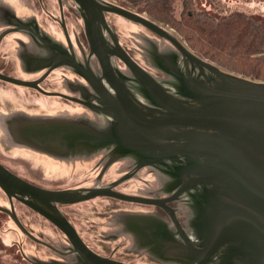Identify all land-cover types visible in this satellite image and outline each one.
Segmentation results:
<instances>
[{
  "label": "water",
  "instance_id": "1",
  "mask_svg": "<svg viewBox=\"0 0 264 264\" xmlns=\"http://www.w3.org/2000/svg\"><path fill=\"white\" fill-rule=\"evenodd\" d=\"M74 1L86 21L91 55L97 57L103 78L115 95L71 58L67 64L100 95L101 105L41 88L44 78L64 62L50 67L38 80H22L1 72L0 79L96 108L108 117V125L100 127L88 118L78 122L45 120L23 126L22 119L15 125L14 135L34 149L54 156L71 155L79 150L86 154L110 150L113 158L139 159V166L172 161L176 168L168 174L174 175L178 184L173 195L162 199L125 194L110 187L48 190L20 178L0 163V188L9 197L10 213L18 227L39 242L19 220L14 199L57 226L73 246L71 252L77 255L73 263L56 259H36L35 263L132 264L92 250L58 207L108 196L166 210L176 232L167 220L156 216L126 213L119 219L124 233L131 235L138 245L136 249L164 264H264V81L221 70L194 54L167 29L133 10L99 0ZM106 12L141 24L168 40L182 55L184 66L171 64L169 70L163 66L167 57L156 58L160 64L156 65L171 75L168 80L158 81L120 45L106 21ZM63 26L71 45L64 22ZM102 28L110 34L113 46L107 45ZM11 30L0 35V44ZM111 57L124 62L141 84L148 101L140 100L122 82ZM127 178L124 176L118 183ZM184 195L191 196L194 202L189 218L193 228L190 233L167 204ZM190 205L188 202L189 208Z\"/></svg>",
  "mask_w": 264,
  "mask_h": 264
},
{
  "label": "rangeland",
  "instance_id": "2",
  "mask_svg": "<svg viewBox=\"0 0 264 264\" xmlns=\"http://www.w3.org/2000/svg\"><path fill=\"white\" fill-rule=\"evenodd\" d=\"M108 2L119 5L112 0H108ZM11 3L14 4L17 8L14 9ZM194 6L197 9L210 12L217 17L229 16L234 13H245L247 15L262 18L264 20V0H194ZM127 9L136 12L135 8L129 7ZM141 14L148 18L145 13ZM60 16L61 15L59 13L58 0H0V32L6 27L11 28L16 25L15 23H13L12 18H15L19 25L22 24L21 22L29 23V19H32V21L34 22L33 26L42 29L46 35H53L54 37L60 38L62 35V32L60 31ZM113 20L116 21V27L120 29L123 39H127L131 45H133L134 47H136V45L148 46L145 43V39L143 40L142 36L145 35V32H147L148 34L151 33L145 27L123 17H119L118 19L113 18ZM165 29L176 36L193 53L196 52L191 48L185 38L174 31L173 28L167 27ZM23 35L26 36L29 34H27L25 31L18 30L10 32L9 35L2 41L3 44L1 45V56L7 58L14 56L16 57V47H19L16 38H23ZM41 38L43 40V37ZM151 38L153 39V43L155 44L154 46L156 47V49L158 48L159 53L166 49L173 50L169 46V41L164 42L162 39H158L155 37ZM24 39L27 40V43H30L29 39ZM36 39L40 40L39 37H36ZM27 43L22 45L21 51L18 48L20 54L17 52L19 56L21 55L20 57L22 58V63H17V65H23L25 71L18 70L16 71L15 76L16 78L22 80H32L31 78L36 76L38 72L41 73L43 69L38 68L34 71L27 69L29 66L28 63L31 61H29V56L34 52L32 51V44H36L37 42L33 40L30 43L31 45ZM151 45L152 47H148L151 61L155 64L160 65L157 62V59L154 57L155 55L152 54L153 44ZM37 55L43 56L46 54L45 52H41ZM2 60L4 62L3 57ZM220 69L224 70L222 68ZM54 75L59 79H62L65 74L63 70L60 69ZM28 88L29 87L13 84L6 81H0V161L2 163L10 167L19 168L26 174V176H29L28 178L31 180H33V178L35 179V176H37L36 180L45 185L70 184L73 181H78L74 180L75 177L79 176L81 178L86 174H88V179H86L85 182H88V184L91 183L93 177L98 173V170L94 169V165L92 164V162L94 161L92 159L96 156L101 158V156L103 155L108 156V159H110L109 161L116 160L117 163L116 166L114 165V169L120 168L127 162H130L132 164L134 162V165L135 163L136 165L140 164L141 161H139V159L137 160L129 156L122 158H113L110 155V150H101L91 154H86L88 152L79 150L71 153V155L54 156L44 152V150L41 149H35L37 151H33L29 148H26V146L31 147L29 146L30 144L19 141L13 132L15 125L22 119L24 120L23 122H21L23 126L24 124L30 122H43L45 120H74L75 122H78V120H87L88 118L92 123H96V125H99L100 127H107L108 125V117H105L104 115H96L91 117L86 116L83 118L72 117L76 116V113L71 110L68 115L66 114L67 116H64L63 111L59 110L60 107H62L61 104H63L64 101L56 97L44 95H42L43 97L39 95V98L37 99L38 103H40V106L38 107H40L42 111H36L37 113L33 112V114L37 115L36 117L30 118L29 114L31 112L28 113L24 105H22L24 103H27V101L25 100L26 96L30 97L28 95ZM65 91L67 90L65 89ZM68 92L71 91L68 89ZM69 106L70 108H73L75 105L69 104ZM64 107H67V105H64ZM31 148L34 149L33 147ZM151 167H153V169L149 168V172L154 173V175H143V173L147 172V170L145 169L141 171V174L143 175L142 178H145V181L142 179H131L129 183H126L122 186L120 192L130 195H145L149 192L155 193L154 189L149 188V186L152 187L149 183L152 182L154 184L157 181L156 178L161 181L162 186L163 184H167L168 188L177 187L176 183L178 184V182H176L175 176L173 174V176H171V174H168L170 173V171L172 172V170L175 171L176 166L174 162L168 161L164 165H154ZM130 173L131 172H129L128 174ZM111 174L112 176L119 178L122 175V172L119 170H114ZM148 180H151V182H149ZM144 182L149 186L145 185ZM160 192L163 194L167 193L164 188L161 189ZM8 199L9 198H7V196L0 190V207L3 208L0 209V264H36V259H41L43 261L56 259L59 261L70 263L76 261L77 255L71 252L73 246L71 245L67 237L57 230L53 229V227L49 223L35 215H31L33 217H27L23 215L22 219L25 222L24 227L31 231V233L33 232V234L42 241L49 242V244H52V247L58 248L63 251L65 253V257H61L56 254L54 255L51 249L48 250L46 248L38 246L37 243L29 239L26 233H24L14 222L10 213L11 206ZM182 199L185 204L186 202H189L191 204L190 208L187 205H181L184 207V211L186 210V212H184L186 213V229L188 233H190L191 231L193 232V228L189 224V218L191 217V213H193L191 206L194 202L192 200V197L189 195H184ZM106 203L107 202L102 201V199H98L92 203L75 206L74 210L70 211L73 212L71 216L72 218H74L73 221L75 222V225L79 230L81 229L84 232V234L82 235L89 241L91 246L98 253L104 256L113 257L114 259L124 262H130L133 264H164L160 261L157 262L158 260L153 261L156 259L152 258L149 254L143 252L142 250H137L136 248H138V245L134 242V239L128 236V234L124 233L126 231L122 224L119 223L118 227L115 221H111L112 218L110 215H108V217H105L101 214H96L98 216H95V214L92 213V208L97 207L99 210H101V208L105 206ZM138 209H140V206L136 205L135 203H123L119 206L118 213H120L121 216L126 212L124 210ZM92 225L95 226V232ZM90 229H93V231L91 232ZM111 234L112 236H109Z\"/></svg>",
  "mask_w": 264,
  "mask_h": 264
},
{
  "label": "flooded vegetation",
  "instance_id": "3",
  "mask_svg": "<svg viewBox=\"0 0 264 264\" xmlns=\"http://www.w3.org/2000/svg\"><path fill=\"white\" fill-rule=\"evenodd\" d=\"M99 1L101 3H107L108 2V0H99ZM58 2H59V13L61 15L60 16V19H61L60 31L62 32V35L60 38L54 37L53 35H46L42 29L36 28V26H33L34 22L32 21V19H29L30 20L29 23L21 22L22 24L19 25V23L17 22V20L15 18H12V19H13V23H15L16 25L14 27H11V28L6 27V28L2 29V31L0 32V35L4 31L9 30V29H12L10 32L18 30V31H25L27 34H29L30 36L29 35H26V36L23 35V38H19V37L16 38L17 39L16 41H17L18 46H19V47H16V51L19 54H20L22 45L27 43V40H25L24 38L29 39L30 43L33 40L37 42L36 44H32V48H33L32 51H34V52H33V54L31 53L29 56V61L30 60L31 61L28 63L29 66L27 69H30L33 71L38 69V68H40V69L43 68V69H42L41 73L38 72V74L36 76L31 78L32 80H38V79L42 78L47 73L49 68L53 67L56 63H59V62L65 63L61 66H58L54 70H52L50 72V74L44 78V80L40 83V86L42 89H44L47 92L63 94L65 96H68L71 98L80 99L82 101L83 100L89 101L91 103L101 105L103 99L100 97V95L93 89V87L88 83V81L83 76H81L80 73H78V71H76V69H74L70 64H67L68 58H71V59L78 61L81 64V66H83L85 71L92 72L96 76V79L99 82H101L102 84H104L107 87V89L110 90L111 93L115 95V92L108 85V83L106 82V79L103 78L102 69H101V66H100V63H99L97 57L94 54L91 55V47H90L88 37H87L86 21L84 19V16H83L80 8L78 7V5L76 4V2L74 0H62V4H61L60 0H58ZM105 17H106V21H107L108 25L111 27L114 34L117 36L118 41H119L120 45L124 48V50H126V52L142 68H144L151 75H153L158 81L162 82L166 79L168 80L171 75H168L167 73H165L162 69H160L161 67H159L158 65H156L155 63H153L151 61V56H150V53L148 50V47H150V46L152 47L151 44H153L152 54L155 55L154 56L155 58L167 57V64L163 65L166 69L171 70L172 69L171 64H173L174 66H178V67H181L180 65H182V67L184 66L182 55L180 54L178 49H176L169 42V46L173 50L166 49V50H163L161 53H159L158 48L156 49V47L154 46L155 44L153 43V39L151 37L162 39L164 42H166L168 40L163 39L162 37L158 36L153 31L147 29L151 34H148L147 32H145V35H144L145 37L142 36V38H143V40L145 39V43L148 46L136 45V47H134L133 45H131L128 42L127 39L126 40L123 39L120 29H118L116 27V21L113 20V18L118 19L119 17H122V16L114 14V13L106 12ZM74 18H75V20H74ZM76 18H77V21H76ZM63 22L66 25V29L68 31V35H69V38L71 41V45L68 42L67 35L65 33V28L63 26ZM19 26H24L27 28H18ZM102 30H103V34L106 38V41L108 43L107 45L113 46L114 42H113L110 34L108 33V31L105 28H102ZM10 32H8L1 40V44H0L1 53H2V46L1 45L3 44L2 41L5 37H7L9 35ZM36 37H39L40 40H37ZM41 37H43V40ZM30 43H27V44H30ZM18 48L20 49V51ZM17 52H16V57L14 56V57L7 58V57L0 55V66L2 67L3 70L8 71L10 69L9 65L11 64L10 73L6 74L0 70L1 73L16 78V76H15L16 71H18V70H20V71L24 70L25 71V68L23 67V65H21V66L17 65V63H20V64L22 63V58L20 57L21 55L19 56V54ZM41 52H45L46 55H43V56L37 55ZM71 55L73 57H71ZM170 56H173V57H170ZM2 57L4 59V62L2 60ZM68 61H69V59H68ZM111 62H112V65H113L118 77L122 80V82H124L126 84V86L128 88H130L134 92V95H136V97H138L140 100L145 101L144 99H146V101H148L146 96H144L145 91L142 89L141 84L138 81H136L135 77L132 75V73L130 72L128 67L124 64V62H122L117 57H111ZM60 69H62L64 74H65L62 77V79H59L58 77H56L54 75ZM1 80L2 79H0V81ZM32 80H30V81H32ZM2 81H4V80H2ZM62 87H65V88H62ZM28 89H29L28 95L30 97L26 96L25 100L27 101V103H24L22 105H24V107H25L26 111H28V113L31 112L29 114L30 118L36 117L37 114H33V112L37 113L36 111H39V112L42 111L41 108L38 107V106H40V103H38V101H37V99L39 98V95H41V97H43L42 95H44V96L56 97V98H59L60 100H63L64 103L61 104L62 107H60L59 110L63 111L64 116H67L69 114V112L71 110H73V112L76 113L75 114L76 116H72V117L83 118L86 116L91 117V116H96V115H104L105 117H107L104 113L100 112L98 109L88 107V106H86L80 102L74 101L68 97H63L60 95H47V94H44L41 91H39L35 88H31V87H29ZM65 89L67 91H65ZM68 89L71 92H68ZM0 103H1V101H0ZM69 104L75 105L74 106L75 108L74 107L70 108ZM64 105L65 106L67 105V107H64ZM52 109H54V108H52ZM80 109H82V110H80ZM19 112H22V111H19ZM68 117H70V116H68ZM26 148H29L33 151H37V150L32 149L31 147H28V146H26ZM92 160H94L92 162V164L94 165L93 168L98 170V173H97V175H95L93 177L91 183L88 184V182L87 183L85 182V180L88 179V174H86L84 177H81V178L79 176L75 177L74 180H78V181H73L72 183L66 184V185H59V184H51V185L47 184V185H45V184L40 183L38 180H36L37 176H35L36 177L35 179L33 178V180H31L28 178L29 176H26V174L22 170H20L19 168L10 167V166L2 163L1 161H0V163L3 164L6 168H8L11 172L16 174L20 178L27 180L28 182H30L31 184H33L37 187L48 189V190L91 189V188H98V187H110L114 191L120 192L118 187L122 183H124L125 181L131 180V179H142L145 181V178H142V176L144 174L154 175V173L149 172L150 169H153V167H151V166H139L140 164L136 165V163H135V165H134V162H133V164L130 162H127L129 164L126 163L125 165H122L120 168L114 169L117 161L116 160H115L116 162L115 161H109L110 159H108V156L102 155L101 158L96 156ZM145 169L147 170V172L143 173V175H142L141 171H143ZM114 170L121 171L122 175L119 178L112 176L111 173ZM129 172H131V173L128 174ZM124 176H128V178L124 179L123 181H120L118 183V181L121 178H123ZM30 178H32V177H30ZM156 180L157 181L154 184L151 182V180H148L149 182H151V183H149V182L148 183L152 187H150L147 183L144 182V184L148 185L150 189H154L155 193L149 192L148 194L139 195V196L162 199V198L170 197L171 195H173L174 190L176 188H168L167 184H163V186H162L161 181L157 178H156ZM163 188L165 191H167V193L163 194L160 192V190ZM100 197H108V196H100ZM14 200H17V199H14ZM87 201H89V200H87ZM135 204L140 206V209H138V210H124L126 212L123 214L133 213V214H142V215H148V216L149 215L156 216V217L161 218L165 221L167 220L166 222H168L171 225L172 229L175 232L177 231L175 228V224L173 223L170 215L166 212L165 209H163L159 206H156V205H144V204H139V203H135ZM167 204H168V206H170L171 208H173L175 210L176 216H177L179 222L186 229V227H187L186 222H185L186 221V216H185L186 213H184V212H186V210L184 211V207L181 205H187L188 202H186V204H185L183 199L181 198L178 200L169 201ZM67 205H71V204H67ZM58 207L62 211L60 204L58 205ZM15 210H16V208H15ZM33 211H35V210H33ZM36 213H38V212H36ZM62 213L66 217V214L63 211H62ZM38 214H40V213H38ZM110 216L112 218L111 221H115L116 225L119 227L120 213H118V208H114V210H111ZM68 221H69V219H68ZM70 223L72 224V222H70ZM75 229H76V227H75ZM76 231L78 232V234L80 235V237L84 241L85 240L87 241V239H85V237H83V235H81V234H84V232L81 229H80L81 233H79L78 229H76ZM62 234L64 236H66L63 232H62ZM109 236H112V234ZM128 236L132 237L129 234H128ZM34 237L37 238L36 236H34ZM37 239L39 242L49 244V242L42 241L39 238H37ZM34 241H36V240H34ZM49 245L52 246L51 243ZM55 250L57 251V255H59L61 257H65V253L63 251H61L58 248H55Z\"/></svg>",
  "mask_w": 264,
  "mask_h": 264
},
{
  "label": "trees",
  "instance_id": "4",
  "mask_svg": "<svg viewBox=\"0 0 264 264\" xmlns=\"http://www.w3.org/2000/svg\"><path fill=\"white\" fill-rule=\"evenodd\" d=\"M112 1L125 8H135L136 12L139 14L145 13L150 20L164 28H173L174 31L185 38L191 48L196 51L194 52L196 55L217 64L225 71L245 78H250L252 80L264 81V20L262 18L247 15L245 13H234L229 16L217 17L210 12L197 9L194 6V0ZM9 68L10 69L8 71H5L0 66V70L6 74L10 73L11 64L9 65ZM129 181L130 180L122 183L118 187L119 191H121L120 189L122 186L129 183ZM0 190L6 195L1 188ZM98 199H102V201L107 203L101 208V210L97 207L92 208L94 211H92V213L95 214V216H98L96 214H101L102 216L108 217V215H111V210H114V208H119V206L123 203L130 204V202L112 197H96L89 201L73 205L60 204V206L69 221L72 222L76 229H78L73 221L74 218L71 216L73 212L70 211H73L75 206L92 203ZM14 205L17 211V216H19L18 218L23 226L25 225V222L22 219L23 215L27 217L35 215L49 223L53 229L62 233V231H60V229L47 218L36 213L21 201L14 200ZM92 227L93 229L95 228L94 225H92ZM93 229H90L91 232ZM78 231L81 233L79 229ZM95 231L96 230L94 229V232ZM29 232L31 233V231ZM31 234H33V232ZM28 238L31 239L30 237ZM31 240L34 241L33 239ZM34 242L37 243L38 246L48 250L51 249L54 255H57V251L51 245L43 242ZM85 242L92 250L97 252L88 240H85Z\"/></svg>",
  "mask_w": 264,
  "mask_h": 264
},
{
  "label": "crops",
  "instance_id": "5",
  "mask_svg": "<svg viewBox=\"0 0 264 264\" xmlns=\"http://www.w3.org/2000/svg\"><path fill=\"white\" fill-rule=\"evenodd\" d=\"M11 5H12V7H13L14 9H16V8H17V7H16L14 4H12V3H11Z\"/></svg>",
  "mask_w": 264,
  "mask_h": 264
}]
</instances>
